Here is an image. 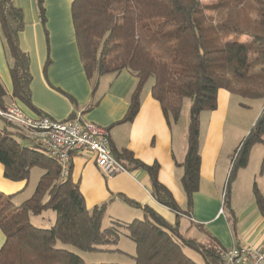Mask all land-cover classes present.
Listing matches in <instances>:
<instances>
[{
    "label": "trees",
    "instance_id": "trees-1",
    "mask_svg": "<svg viewBox=\"0 0 264 264\" xmlns=\"http://www.w3.org/2000/svg\"><path fill=\"white\" fill-rule=\"evenodd\" d=\"M72 0L71 21L83 72L97 88L96 79L129 72L136 79L123 118L130 122L139 109L140 94L152 79L151 97L160 105L168 125L176 124L185 100L190 101L187 146L179 185L187 216L198 191L200 115L216 109L217 92L224 90L245 100L262 101L261 110L243 139L228 175L223 209L232 215L228 187L247 167L251 149L264 146V0ZM39 21L45 24L43 0H35ZM24 29L20 9L12 0H0V37L9 58L11 98L31 111V75L28 56L21 50ZM245 39V41H244ZM48 62L46 63V65ZM0 83V109L5 104ZM93 105H89L87 110ZM244 107L243 105H240ZM38 117H41L40 115ZM0 165L4 179L27 182L32 169L42 171L33 194L18 206L0 194V264H86L78 255L56 248V243L81 253L105 251L115 245L118 227L135 246L134 264H199L184 248L195 252L201 264H222L219 247L203 246L185 238L148 208L144 219L102 228L105 204L87 210L77 184L59 178L60 166L0 118ZM112 156L127 171L142 169L149 177L151 195L162 206L180 214L170 192L157 180L158 165L146 166L123 150ZM255 206L264 218V197L253 187ZM132 206L135 203L124 199ZM46 210L55 213L52 226L36 228L29 217Z\"/></svg>",
    "mask_w": 264,
    "mask_h": 264
},
{
    "label": "crops",
    "instance_id": "crops-1",
    "mask_svg": "<svg viewBox=\"0 0 264 264\" xmlns=\"http://www.w3.org/2000/svg\"><path fill=\"white\" fill-rule=\"evenodd\" d=\"M71 2L43 0L46 21L42 25L35 0H12L14 7L21 10L24 21L19 44L29 59L30 98L34 110L11 98L10 61L0 37V83L6 94L5 104H17L30 117L40 115L58 122L80 117L104 128L114 154L127 150L146 166L158 165L157 180L170 192L180 214L170 211L152 197L149 177L142 169H131L106 178L97 169L93 155L74 153L70 159L69 178L78 185L86 209L106 205L102 220V224L106 223L105 229L118 227L116 223L123 225L143 220V209L148 208L169 225L177 224L180 231H186L188 237L196 238L201 244L230 249L263 243L264 218L257 211L254 196L253 201L248 200L245 206L238 199L236 202L233 196L232 215L224 211L222 200L220 203L233 151L225 132L232 125L226 120L229 102L233 101L231 96L234 95L219 90L216 109L200 115L199 185L191 210L185 216L182 213L186 212V200L179 185L182 169L177 165L183 162L186 153L188 117L185 119L182 108L178 122L168 125L160 105L150 95V84L140 94L139 109L133 120L124 122L136 86V79L127 71L97 78V88L92 93L75 43ZM89 105L93 106L87 110ZM244 169L238 171L236 183ZM12 183L17 185H9ZM26 185L27 182L4 179L0 165V192L3 195L13 197ZM54 220L55 217L49 216V225H53ZM3 243L4 235L0 230V247Z\"/></svg>",
    "mask_w": 264,
    "mask_h": 264
},
{
    "label": "rangeland",
    "instance_id": "rangeland-1",
    "mask_svg": "<svg viewBox=\"0 0 264 264\" xmlns=\"http://www.w3.org/2000/svg\"><path fill=\"white\" fill-rule=\"evenodd\" d=\"M203 3H208L209 1L203 0ZM245 41V39H244ZM10 63V62H9ZM152 79H150L144 88L152 84ZM233 101L229 102V113L226 122L228 124H232L230 129L225 132V136L229 145L233 148L232 157L229 166V172L232 166V162L235 159L236 153L239 150V147L243 141V139L248 135L253 123L257 119L259 112L261 110L262 101L260 100H245L241 99L237 96H231ZM243 105L244 107H241ZM189 107L190 101L185 100L183 104V113L185 115V119L189 115ZM2 122L0 121V129L2 127ZM24 146H28L29 140L26 138L25 140H19ZM226 151V150H224ZM228 172V175H229ZM242 177L238 178V183L235 182L236 178H234L228 187V200L230 208L231 199L235 196V201L238 199L241 205L245 206L246 203H251L253 201V187L259 191L261 195L264 197V146L256 145L251 149L249 156V163L247 167L244 169ZM42 174L40 169L34 168L29 175L26 188L19 194L10 197L11 204L15 207L20 205L22 202L27 200L34 192L35 186L39 179V176ZM237 176V175H236ZM228 179V178H227ZM9 185H17L16 183H12ZM20 185V184H19ZM227 180L222 189V197L220 199L224 200L225 190H226ZM0 194H2L0 192ZM238 197V198H237ZM55 217V213L51 210H46L39 215H32L29 217V222L36 228L47 229L50 228L48 223V217ZM109 224V223H108ZM106 226V223L102 224V228ZM121 232L117 243L115 245L101 247L105 251H96L91 253H81L78 250L62 245L60 243H56L55 247L59 249H65L71 253L78 255L86 264H134L133 257L135 255V246L133 242L127 238L126 230L122 227H118ZM180 230V229H179ZM180 233L182 236L188 239H192L203 246H208L205 244H201L194 237H188L186 231L181 230ZM112 251H111V250ZM185 254L190 257L194 262L201 264V258L193 251L184 248Z\"/></svg>",
    "mask_w": 264,
    "mask_h": 264
},
{
    "label": "built area",
    "instance_id": "built-area-1",
    "mask_svg": "<svg viewBox=\"0 0 264 264\" xmlns=\"http://www.w3.org/2000/svg\"><path fill=\"white\" fill-rule=\"evenodd\" d=\"M0 118L59 164L61 180L70 175V159L74 153L93 155L97 169L106 178L128 172L112 156L107 131L80 117L61 122L45 116L30 117L17 104L10 103L0 109ZM216 254L222 264H264V241L257 246L217 248Z\"/></svg>",
    "mask_w": 264,
    "mask_h": 264
}]
</instances>
